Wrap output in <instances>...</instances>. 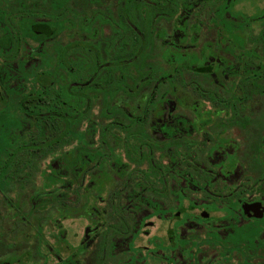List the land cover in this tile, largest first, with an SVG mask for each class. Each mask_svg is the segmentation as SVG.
Returning a JSON list of instances; mask_svg holds the SVG:
<instances>
[{
	"label": "flooded vegetation",
	"instance_id": "1",
	"mask_svg": "<svg viewBox=\"0 0 264 264\" xmlns=\"http://www.w3.org/2000/svg\"><path fill=\"white\" fill-rule=\"evenodd\" d=\"M0 264H264V0H0Z\"/></svg>",
	"mask_w": 264,
	"mask_h": 264
},
{
	"label": "trees",
	"instance_id": "2",
	"mask_svg": "<svg viewBox=\"0 0 264 264\" xmlns=\"http://www.w3.org/2000/svg\"><path fill=\"white\" fill-rule=\"evenodd\" d=\"M83 139L86 140L85 138H83ZM82 150L83 149H81V148H76V149L69 150L67 158H68V161H69L68 169H69L70 173L75 172L76 168L80 167V158H82V156H83L81 154Z\"/></svg>",
	"mask_w": 264,
	"mask_h": 264
}]
</instances>
